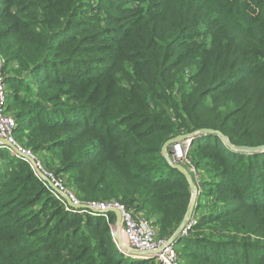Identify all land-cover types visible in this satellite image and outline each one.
<instances>
[{"label": "trees", "instance_id": "obj_1", "mask_svg": "<svg viewBox=\"0 0 264 264\" xmlns=\"http://www.w3.org/2000/svg\"><path fill=\"white\" fill-rule=\"evenodd\" d=\"M0 74L12 137L43 171L167 239L191 196L169 138L264 145V0H0ZM221 136L186 147L207 177L178 264H264V151ZM64 203L0 149V264L153 263L118 251L112 212Z\"/></svg>", "mask_w": 264, "mask_h": 264}, {"label": "built area", "instance_id": "obj_2", "mask_svg": "<svg viewBox=\"0 0 264 264\" xmlns=\"http://www.w3.org/2000/svg\"><path fill=\"white\" fill-rule=\"evenodd\" d=\"M4 105H5V96H4L3 77L0 74V139L8 140L16 147L17 150L23 152L27 156H31L34 159L35 166H33L32 164L30 165L32 166L34 173L37 177L41 178V174L44 175L49 179V182L51 184H53L62 192L67 194L68 197L73 202L82 203V202H78L71 193L64 190L60 182L57 181L50 173L43 171L38 160L29 150H24L17 145V143L14 141L12 137V128L14 126V121L4 111L5 109ZM187 146L188 145L183 146V148H186ZM180 147H182L180 143L175 144L176 155L179 157L182 156V151ZM0 149H7L11 154L15 155L16 157L24 159L27 162H29L25 157L19 155L12 148L8 147L7 145L1 142H0ZM184 157L185 156H183V159ZM42 180L46 182L44 179ZM47 185L49 186L52 193L57 198L63 199L66 208L71 209V211L81 210V211H89L90 214L92 215H102V214L105 215L106 213L109 212V209H117L120 212L121 223L116 231H114V223L110 225L111 237L118 251L122 253L126 258H128L130 261H138V260L153 261L157 257V253L159 250L160 254L158 255L157 260H161L164 262L161 264H178V257L176 254L174 255L172 251V249L174 248V244L176 243L177 239H179L180 237L187 236L190 230L192 229V225L195 224L194 217L192 216L191 219L186 223L185 227L180 232V236L178 238H174L173 241L168 243L167 239L157 238L155 234L156 233L155 227L150 222L149 219L133 215L130 209L126 208L123 204L119 203L116 200H112L107 203H94V202L84 203L88 206L87 208L74 209L67 205L64 197L58 194L56 191H54L49 183H47ZM130 250H134L142 254L134 255L133 253L130 252ZM164 254H169L168 261L164 258ZM152 264H156V261H153Z\"/></svg>", "mask_w": 264, "mask_h": 264}, {"label": "water", "instance_id": "obj_3", "mask_svg": "<svg viewBox=\"0 0 264 264\" xmlns=\"http://www.w3.org/2000/svg\"><path fill=\"white\" fill-rule=\"evenodd\" d=\"M217 134L219 136H221V134L218 131H215L213 129H209V128H201L189 133H182L179 134L175 137L169 138L162 146L161 152L164 155V157L167 159V161L177 170H179L186 178V180L189 183V187H190V191H191V196H190V200H189V204L187 206L186 212L184 214V217L181 221V223L179 224L178 228L172 233V235L167 238V242H171L174 240V238H178L180 236V232L182 231V229L185 227L186 223L191 219V217L194 214V209H195V202L198 198V188L196 187V185L193 183L192 179L189 177L188 172L185 170V168L181 165V164H174L171 162L170 157H167L166 154V147L169 145H175V144H179L185 140H190L189 142H191V140L201 134ZM225 142V144L238 152L241 153H257V152H262L264 151V145H258V146H252V147H245V146H234L232 144H230V142L228 141V139L224 136H221ZM0 142L7 145L8 147L12 148L14 151H16L19 155L25 157L30 164H32L33 166L35 165V161L31 156H27L26 154H24L23 152L19 151L16 149V147L9 142L6 139H0ZM41 178L44 179L47 183L50 184L51 188L56 191L58 194L63 195L67 205L71 208L74 209H84L87 208L88 206L84 203H75L73 202L67 194H65L64 192H62L60 189H58L56 186H54L53 184H51L49 182V179L47 177H45L44 175L41 174ZM109 212L114 213L115 215V222H114V231H116L118 229V227L120 226L121 223V216H120V212L117 209H109ZM131 253H133L134 255H139L142 253H138L134 250H130Z\"/></svg>", "mask_w": 264, "mask_h": 264}, {"label": "rangeland", "instance_id": "obj_4", "mask_svg": "<svg viewBox=\"0 0 264 264\" xmlns=\"http://www.w3.org/2000/svg\"><path fill=\"white\" fill-rule=\"evenodd\" d=\"M11 117V116H10ZM12 118V117H11ZM190 140H185L183 141L182 143H180V145L182 147L181 148V151H182V156L179 157L176 155V149H175V145H169L166 147V154H167V157H170L171 155V162L174 163V164H181L183 167H184V159H183V156H185L186 154V150L187 148H183V146H186V145H189L191 142H189ZM192 141V140H191ZM35 166V165H34ZM185 168V167H184ZM186 170V168H185ZM187 171V170H186ZM188 174H189V177L192 179L193 183L196 185V187L198 188V194L200 193L201 191V188L200 187V177L203 175L204 178L207 177V173L204 172V170H200V169H196L194 166L192 165H188ZM63 196V195H62ZM197 201H198V198L195 202V207L197 205ZM150 222L152 223L153 220H150ZM180 239V238H179ZM177 239V241L179 240ZM159 248V247H158ZM173 251V254L175 255L177 252H176V249L175 247L172 249ZM160 254V251L158 250V253H157V257L155 258V260L153 261H156V264H161V263H164L163 261L161 260H157L158 259V255ZM164 258L168 261L169 260V254H164ZM152 262V260H150Z\"/></svg>", "mask_w": 264, "mask_h": 264}, {"label": "crops", "instance_id": "obj_5", "mask_svg": "<svg viewBox=\"0 0 264 264\" xmlns=\"http://www.w3.org/2000/svg\"><path fill=\"white\" fill-rule=\"evenodd\" d=\"M114 214V213H113Z\"/></svg>", "mask_w": 264, "mask_h": 264}]
</instances>
